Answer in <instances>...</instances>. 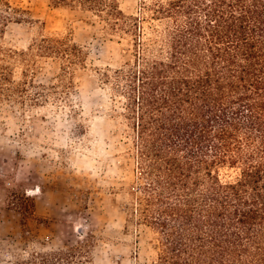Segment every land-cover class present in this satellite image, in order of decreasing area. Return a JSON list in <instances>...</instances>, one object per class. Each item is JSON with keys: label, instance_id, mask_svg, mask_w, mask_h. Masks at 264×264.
<instances>
[{"label": "trees", "instance_id": "obj_1", "mask_svg": "<svg viewBox=\"0 0 264 264\" xmlns=\"http://www.w3.org/2000/svg\"><path fill=\"white\" fill-rule=\"evenodd\" d=\"M49 3L91 11L131 41L101 79L124 99L136 163L127 221L150 232L151 264H264V0H147L137 14L116 0ZM3 4L0 34L21 22ZM34 52L60 60L62 77L85 59L65 35L0 45V104H37L56 88L34 83ZM86 253L32 250L12 264H80Z\"/></svg>", "mask_w": 264, "mask_h": 264}, {"label": "rangeland", "instance_id": "obj_2", "mask_svg": "<svg viewBox=\"0 0 264 264\" xmlns=\"http://www.w3.org/2000/svg\"><path fill=\"white\" fill-rule=\"evenodd\" d=\"M116 1L124 13L137 14L147 0ZM4 2L21 22L3 26L1 46L27 50L42 36L65 35L85 59L62 77L60 60L34 52V83L56 88L44 91V102L0 104V264L32 250L79 245L87 251L80 264H151L150 232L127 221L136 163L124 99L101 79L106 66L128 59L130 39L78 7L0 0L2 13ZM14 76L19 80V67Z\"/></svg>", "mask_w": 264, "mask_h": 264}]
</instances>
